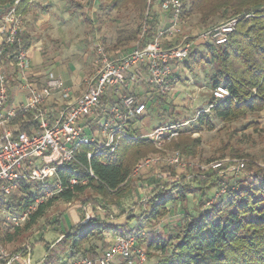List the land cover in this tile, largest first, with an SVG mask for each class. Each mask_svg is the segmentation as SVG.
I'll return each mask as SVG.
<instances>
[{"label": "trees", "instance_id": "trees-1", "mask_svg": "<svg viewBox=\"0 0 264 264\" xmlns=\"http://www.w3.org/2000/svg\"><path fill=\"white\" fill-rule=\"evenodd\" d=\"M104 2L107 3L105 9L134 12L139 22L135 29L120 31L113 51L127 49L135 44L144 47L156 38L162 28L158 8L162 9L164 0H104ZM181 2L182 20L198 17L201 32L216 27L219 22L224 23L232 18L239 19L235 31L229 35L225 45L200 43L194 45V51L189 56V59L196 63L216 67V73L211 79L212 90L224 85L229 97L218 100L212 94L208 102L209 110L198 114L195 122L188 127L175 119L176 109L173 103L170 104L169 113L159 114L161 119L169 118L170 125L182 126L181 136L174 147L186 159L194 160L201 145L200 139L193 138L194 134L214 131L216 122L232 125L250 116L260 117L264 114V0H181ZM13 3L14 0H0V20ZM31 6L26 0L20 6L19 12L26 16ZM162 11L170 21L171 13L164 12L163 9ZM23 38L26 49L30 50L29 36L24 33ZM164 45L167 47L172 43L165 41ZM184 64L189 70L193 67L188 61ZM9 80L11 87L9 93L13 98V90L19 85V81L16 74L10 75ZM148 88L149 92L142 95L130 92L136 95L137 102L145 104L148 110L155 106H168L167 99L159 90L153 89L150 85ZM130 92L129 90H122L120 94L116 91L109 92L102 98V106L119 105ZM144 121L145 117L142 116L135 117L129 123L126 131L130 137L122 140L113 153L98 150L94 146H82L77 152L76 160L60 167L55 178L48 184L23 180L20 182L19 190L11 197L0 198V212L7 215L20 216L36 207L24 227L15 228L7 219L0 221V244L5 247L19 242L36 221L45 216L52 202L56 200L70 202L87 189L102 197L103 203L100 208L104 210L110 205L107 202L112 193L116 194L119 201L127 197L132 198L136 205L145 201L147 209L144 210V222L149 225L166 219L173 208H181L188 197L195 193L196 187L186 182L185 177L182 182L178 181L171 169H165L159 175L150 176L134 184L128 191L123 188L131 180L138 165L157 152L154 145L142 138L147 132L138 126ZM18 123L22 130H29L27 122H23L22 118L18 119ZM87 126L89 133H93L94 126L91 120ZM88 154H92L91 160H88ZM250 165V169L249 167L247 169L250 173L254 172L250 174L249 180L238 181L235 184L227 182L226 190L222 189L223 177H216V172L212 171L213 178L208 191L224 190L221 192L222 195L217 197L218 200L210 201L212 197L202 189L201 212L197 216L185 210L180 222L166 238L161 236L158 229L151 230L149 233L151 237L146 244L147 262L152 261L153 253L158 255L159 260L148 264H264V167ZM89 169L94 177L90 176ZM212 173L205 175L209 176ZM197 178L198 175H194L192 179L197 181ZM74 179L80 182L86 180L87 183L71 186L70 181ZM58 185H61V190ZM49 193L53 194V198L47 200ZM96 204H99L96 199H87L86 202H82L81 207ZM206 204L209 205L208 209H204ZM112 206L119 211L122 210L119 202L113 203ZM98 211L99 208L95 207L94 216L87 218L84 215L79 222L71 226L67 224V227L62 226L57 218L35 232L39 236L37 242L43 243L47 228H51V231L64 228L58 244L67 248V253L61 257L47 245L46 264H66L78 258H98L118 237L136 236L137 248L142 246L143 230L139 227L132 228L130 224L134 217L129 220L127 226H120L110 223L108 215L102 216ZM11 229L14 230L10 232ZM107 235L111 236V241ZM130 261L138 264L136 256L131 257L129 261L122 260V264H128Z\"/></svg>", "mask_w": 264, "mask_h": 264}, {"label": "built area", "instance_id": "built-area-1", "mask_svg": "<svg viewBox=\"0 0 264 264\" xmlns=\"http://www.w3.org/2000/svg\"><path fill=\"white\" fill-rule=\"evenodd\" d=\"M24 1L14 0L0 20V198L11 197L19 190L23 180L48 184L60 167L76 160L82 146H94L98 150L113 153L122 140L130 137L126 131L129 123L135 117H142L147 110L146 105L138 103L136 95L131 94L133 86L145 81L153 89L165 91L173 80L175 65L189 58L197 42L225 45L239 20L229 19L196 37L185 38L180 44L166 47L164 42H170L179 31L183 4L181 0H164L162 9L171 13L170 23L160 28L152 42L144 47L138 45L132 52L117 58L100 48L98 69L94 76L85 79V92L74 103L66 102L61 108L53 109L48 106L52 99L59 96L62 101H67L72 89L62 80L52 77L41 87L33 86L29 75L30 52L23 38L25 16L19 12ZM28 1L34 5L41 0ZM12 74L17 75V87L26 93L25 102L15 103L10 97L9 77ZM111 90H129L130 94L119 105L102 106V98ZM212 94L218 100L229 97L224 85L214 89ZM19 118L27 122L28 131L22 130ZM88 119H92L94 126L91 134L85 124ZM181 128L180 125L157 127L142 138L158 151H163L166 144L180 136ZM87 158L91 160L92 154H88ZM160 161L158 157L148 158L138 165L134 174ZM166 163L182 166L180 153H174ZM225 165L223 162L213 163L210 170L218 172L225 169ZM244 168L245 164L241 161H234L227 167L232 172ZM89 174L94 177L90 169ZM86 183V180L70 181L71 186ZM58 188L61 190V185ZM35 209L33 207L20 216L8 215V221L15 228L21 227ZM32 253L29 245L19 251H10L0 244V264H34ZM134 255L136 263L147 262L146 254L137 248L136 236L118 237L102 256L94 259L78 258L66 264H117L119 260L129 261Z\"/></svg>", "mask_w": 264, "mask_h": 264}, {"label": "rangeland", "instance_id": "rangeland-1", "mask_svg": "<svg viewBox=\"0 0 264 264\" xmlns=\"http://www.w3.org/2000/svg\"><path fill=\"white\" fill-rule=\"evenodd\" d=\"M54 1V6H50ZM88 1L70 0L65 4L66 6H71V2L80 3L83 6V9H73L71 11L66 10V6L63 5L65 2H60V0H50L49 2L41 0L33 5L37 16L43 22L39 25L37 16V19L32 18L30 21V25L33 27L31 33L37 43V50L34 48L31 50L32 67L41 69L43 72L52 75L54 79H60L63 82L76 81L80 84L85 79L95 75L98 69L97 60L100 48H104L110 55L114 54L118 57L121 56V53L122 55L128 54L130 50H134L139 45L135 44L127 49L120 48L118 51H113L120 31L122 29L130 31L139 25L137 15L134 12H117L105 9L107 3L104 0H96L88 8ZM101 5L103 8H100ZM156 7L158 8V6ZM158 12L162 19L165 14L161 8H158ZM222 23L219 22L216 25ZM24 25H27L25 20ZM178 29V33L167 43H172V45L180 44L185 38L197 36L201 33L202 28L198 17L194 16L182 20ZM199 44L200 42L196 43V45ZM38 50L47 59L43 58ZM192 51H194V48ZM186 61L192 63V69H187L184 64L185 61L176 64L174 68L176 74L171 81L170 87L165 89V91H159L167 99L168 106H155L151 110L147 109L144 116L145 121L139 123L138 128H143L146 132H150L160 127V125H170L171 120L169 118L161 119L159 114L169 113L171 103L175 105V119L179 123L187 125V127L195 122L198 114L204 110H209L208 102L213 91L211 79L216 73V67L204 63H196V61L189 58ZM29 75L31 78V71ZM143 88L144 90L138 93L149 92L148 87L144 86ZM180 136L166 144L163 151L157 150L156 153L145 158L143 161L152 157H158L161 161L150 167L142 168L137 174H133L131 180L123 187L128 191L134 184L142 182L150 176L159 175L165 169L173 170L178 178L177 180L180 182L185 177L186 182L192 183L196 187L195 193L188 197L181 208H173L169 216L163 221L152 225L145 223L144 210L147 209L145 201L139 205H136L134 200L129 197L122 198L119 201L115 193L110 194L107 202L110 205L107 206V209H101L102 197L98 196L93 190L87 189L70 202L62 200L52 202L51 206L46 210L45 216L36 221L24 238L17 243L5 245V247L10 251H15L22 249L26 245L31 246L33 250L32 262L34 264H46L47 245L53 248L55 254L64 257L67 253V248L58 244L64 228H59L57 231H51V228H47L43 243L37 242L39 236L35 232L57 218H59L62 226L67 227V224L71 226L79 222L84 215L87 218L94 216V208L96 207L97 209L99 208L98 212L102 216L108 215L110 223L114 225L127 226V223L130 222L129 220L134 217V220L130 223L132 228L139 227L143 230L142 238L144 243L138 249L147 256L146 244L151 237L149 234L151 230L155 231L158 229L161 236L166 238L180 222L185 210L196 216L201 212L200 196L203 193L202 189L212 197L210 201L215 202L217 197L222 195L221 192L226 190L225 183L235 184L238 181L249 180L250 174L254 172L250 173V170L247 169V167L250 169V164L264 167V114L260 117L250 116L246 120L232 125H223L220 122H216L214 131H203L200 134H194L193 138L201 140V145L198 149L199 154L194 160L186 159L179 150L175 149L174 145L178 142ZM176 152L180 153L183 161V165L180 167L170 166L166 163V160L171 158ZM234 161L243 162L245 168L235 172L228 170L227 167L233 164ZM217 162L226 164L225 169L215 174L216 177H223L224 184L222 189L224 190L211 189L208 191L213 178L210 165ZM207 173L212 174L206 176L205 174ZM194 175H198L197 181H193ZM51 198H53V194L49 193L47 200ZM87 199H96L99 204H96V206L87 205L82 208V202H86ZM116 202L122 205V210L119 211L112 206ZM142 205L144 206L141 207ZM208 208L209 205L206 204L204 209ZM4 219L8 220V215L0 212V221L2 222ZM24 226L25 223L21 227ZM13 230L11 229L10 232ZM107 238L109 241L112 240L110 235H107ZM153 255L154 258L151 262L148 261L147 264L155 263L159 260L157 254L153 253ZM122 263V260L117 262V264Z\"/></svg>", "mask_w": 264, "mask_h": 264}, {"label": "crops", "instance_id": "crops-1", "mask_svg": "<svg viewBox=\"0 0 264 264\" xmlns=\"http://www.w3.org/2000/svg\"><path fill=\"white\" fill-rule=\"evenodd\" d=\"M50 0H47V2H49ZM70 0H60V2H65L63 3V5H65L67 2H69ZM96 0H89L87 2V7L90 8L92 6L93 3H95ZM55 4V1L52 5L50 6H54ZM71 6H66V10H73V9H83V6L80 4V3H73L71 2ZM49 5V4H48ZM100 8H102V5L100 6ZM165 14V15H164ZM163 15V18L161 19L162 21V28H165L169 25L170 21L169 19L166 17V13H164ZM37 16V13L36 11L34 10V6L32 5L31 8H30V11L28 12V14L25 16V22H26V26L24 25V33L26 35L29 36L30 38V41H31V49L29 50L30 52V60H31V50L34 48L37 50V43L35 42V40L33 39V34L31 33V31L33 30V27L30 25V21L32 20V18H36ZM38 17V16H37ZM43 20L41 18L38 17V21L37 23L40 25L42 24ZM36 23V24H37ZM37 24V25H38ZM38 25V26H39ZM40 52V54H42V52L40 50H38ZM133 50H130V52H132ZM129 52V53H130ZM111 56H113L114 58H117L116 55L114 54H111ZM121 56H122V53H121ZM42 57L44 58L45 56H43L42 54ZM120 57V56H118ZM46 58V57H45ZM47 59V58H46ZM48 61V60H47ZM61 62V61H60ZM13 73V72H12ZM31 82L33 84V86L35 87H41L42 85L45 84V82L52 77V75H49L47 74L46 72H43L41 69L37 68L35 69L34 67L31 66ZM176 74V71L174 72V75ZM85 81V80H84ZM64 84L69 87L70 89H72V93L70 95V98L67 100V101H62L60 99L59 96H55L52 101L49 103V107L50 108H53V109H59L61 108L66 102L67 103H74L86 90L85 86H84V82L83 83H78V82H64ZM144 86L148 87V84L145 82V81H141L139 84L133 86V89H132V92H134L136 95H142L140 93H138L139 91L141 90H144ZM112 91H115V90H111L109 92H112ZM117 92V91H116ZM119 94V92H117ZM148 93V92H147ZM146 94V93H144ZM25 96H26V93L24 91H21L20 88L16 87L14 90H13V98L12 100L15 102V103H21V102H25ZM145 116V114L143 115ZM92 121V119H88L87 122L85 124H87L89 121ZM89 130V129H87ZM90 131V130H89ZM88 131V132H89ZM148 133V132H147ZM146 134V133H145ZM114 241V240H113ZM112 241V242H113Z\"/></svg>", "mask_w": 264, "mask_h": 264}]
</instances>
